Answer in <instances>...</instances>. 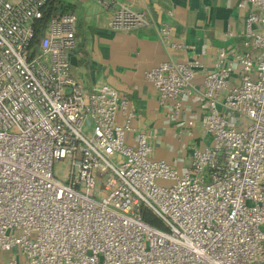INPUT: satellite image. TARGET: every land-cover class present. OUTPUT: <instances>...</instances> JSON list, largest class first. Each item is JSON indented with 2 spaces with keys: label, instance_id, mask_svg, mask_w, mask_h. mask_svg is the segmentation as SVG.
Returning <instances> with one entry per match:
<instances>
[{
  "label": "built area",
  "instance_id": "1",
  "mask_svg": "<svg viewBox=\"0 0 264 264\" xmlns=\"http://www.w3.org/2000/svg\"><path fill=\"white\" fill-rule=\"evenodd\" d=\"M54 1L0 0L6 264H264V0L237 4L245 11L242 52L222 47L210 68L185 59L144 73L158 104L171 103L169 120L180 118L182 98H197L201 75L205 111L179 134L198 123L211 143L192 147L182 172L153 157L154 135L133 126L130 100L105 84L86 89L71 76L74 14H53L35 43V23ZM95 2L111 32L150 26L144 12L121 0ZM158 37L169 50L187 49L172 40L167 23ZM65 159L70 171L60 181L53 165ZM144 210L162 229L142 220Z\"/></svg>",
  "mask_w": 264,
  "mask_h": 264
},
{
  "label": "crops",
  "instance_id": "2",
  "mask_svg": "<svg viewBox=\"0 0 264 264\" xmlns=\"http://www.w3.org/2000/svg\"><path fill=\"white\" fill-rule=\"evenodd\" d=\"M60 1L63 13L76 16V47L68 55L71 76L86 89L105 84L130 100L136 113L133 126L154 135L153 157L178 172L187 169L191 148L211 143L201 133L198 123L179 134V127L185 121L196 122L205 111L200 96L201 75L195 79L197 98H182L180 118L169 120L165 114L172 109L171 103L158 104L144 73L160 63L185 59L197 60L210 68L216 50L222 47L242 52L245 11L237 7L240 0H121L144 12L150 22L149 27L129 33L109 31V15L95 0ZM162 23L171 27L172 40L186 45L187 49L169 50L160 42L158 28ZM226 31H231L234 37L225 38ZM126 143L133 145L134 136L128 135ZM10 255L0 252V264H6Z\"/></svg>",
  "mask_w": 264,
  "mask_h": 264
},
{
  "label": "trees",
  "instance_id": "3",
  "mask_svg": "<svg viewBox=\"0 0 264 264\" xmlns=\"http://www.w3.org/2000/svg\"><path fill=\"white\" fill-rule=\"evenodd\" d=\"M59 6H60V9L58 8ZM63 8L64 6L62 2L60 0H55L44 10L42 18L38 20L34 26L35 27V38H34L35 43L41 36L48 19L55 13H63L62 12ZM142 220L153 227L162 229V225L159 222V220L147 210H144L142 212Z\"/></svg>",
  "mask_w": 264,
  "mask_h": 264
},
{
  "label": "rangeland",
  "instance_id": "4",
  "mask_svg": "<svg viewBox=\"0 0 264 264\" xmlns=\"http://www.w3.org/2000/svg\"><path fill=\"white\" fill-rule=\"evenodd\" d=\"M58 8L60 9V6ZM235 71H236V74H235ZM235 71H234V76L240 77L241 71L240 70H235ZM69 171H70V162L67 159H65L61 162H56L53 165L54 177L60 181H65L67 179ZM99 188L100 189L102 188V186L100 184H99ZM98 197H100V196H98Z\"/></svg>",
  "mask_w": 264,
  "mask_h": 264
}]
</instances>
